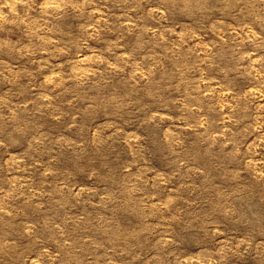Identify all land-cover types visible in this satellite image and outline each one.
<instances>
[{"label": "rangeland", "instance_id": "374dc122", "mask_svg": "<svg viewBox=\"0 0 264 264\" xmlns=\"http://www.w3.org/2000/svg\"><path fill=\"white\" fill-rule=\"evenodd\" d=\"M0 264H264V0H0Z\"/></svg>", "mask_w": 264, "mask_h": 264}]
</instances>
